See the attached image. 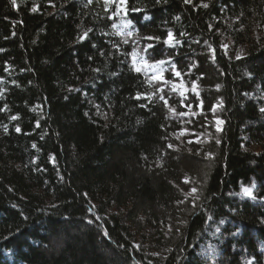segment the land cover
Listing matches in <instances>:
<instances>
[{
  "label": "trees",
  "instance_id": "obj_1",
  "mask_svg": "<svg viewBox=\"0 0 264 264\" xmlns=\"http://www.w3.org/2000/svg\"><path fill=\"white\" fill-rule=\"evenodd\" d=\"M118 2L0 0V264H264V0ZM167 51L223 121L190 152Z\"/></svg>",
  "mask_w": 264,
  "mask_h": 264
},
{
  "label": "rangeland",
  "instance_id": "obj_2",
  "mask_svg": "<svg viewBox=\"0 0 264 264\" xmlns=\"http://www.w3.org/2000/svg\"><path fill=\"white\" fill-rule=\"evenodd\" d=\"M255 30L256 33L264 31V26L256 27ZM256 33L255 35H258ZM143 42L148 43V41ZM155 43L156 41L151 42L149 45H156ZM227 44V42L224 43L223 46H226L224 48L229 47ZM146 46L142 45L140 47L144 50L143 47ZM148 48L154 49L153 47ZM167 53L169 51L164 52V56L166 57L159 61H148L143 66V71L148 76L150 90L155 96L154 98L161 102L168 112L171 121L174 124L178 123L175 129H169L167 132L170 139L169 145H172V147L167 145V148L172 151L182 149L183 151L190 152L193 145L195 147H203L213 142L214 135L211 130L218 132L217 127L221 128L222 125H217L216 123L217 118L219 119L218 105H214L215 108L213 107L209 115L210 118L205 115L199 96L200 84L193 78V68L190 66L189 69H186L179 66L173 58H169ZM243 54V46L238 47L236 55L242 56ZM160 61H164V63L160 64ZM173 65H175L174 69ZM176 72H179L180 75L177 76ZM165 101H167V104ZM186 105H190V107ZM180 113H187V115H180ZM200 117H202L201 121L197 122ZM189 141H192V143H189ZM200 150L203 149L200 148ZM196 153L198 154L199 151L197 150ZM204 153L206 154V151ZM184 181L187 183V180ZM189 193L193 192L190 191Z\"/></svg>",
  "mask_w": 264,
  "mask_h": 264
},
{
  "label": "snow or ice",
  "instance_id": "obj_3",
  "mask_svg": "<svg viewBox=\"0 0 264 264\" xmlns=\"http://www.w3.org/2000/svg\"><path fill=\"white\" fill-rule=\"evenodd\" d=\"M11 2L13 3V5H15V0H11ZM88 2L91 3V0H88ZM159 2H160V0H157V3H159ZM190 2H191V0H185V3H190ZM107 3H108V0H105V4H106V5H107ZM125 3H126V0H119V2H118L117 5H116V11L113 13V15H117V14L120 12V10H121V5H122V4H125ZM203 6H204V7H208L207 4H204ZM33 10L35 11V9H33ZM105 10H107V8H106ZM132 11H137V12H138V11H140V9H138V8H133ZM149 18H150V17H147V16L145 17V19H149ZM109 19H111V17H109ZM177 19H179V17H177ZM130 24H131V21L129 20V21L126 22L125 27H127V26L130 25ZM113 27H116V25H113ZM88 31H91V29H89ZM87 34H88V33L85 32L84 35L80 37V39H81V40L84 39V37L87 36ZM131 34H132L131 32L128 33V35H131ZM181 35H184V33H181ZM147 39H153V37H148ZM155 39H159V37H156ZM171 40H172V32H171V30H169V33H168V40H166L165 43H170ZM125 43H127V41H125ZM176 43H179V41L177 40ZM94 47H95V46H94ZM148 47H152V46L149 45ZM224 47H226V46H224ZM237 58H239V57H237ZM89 59H91V57H89ZM142 59H143V58H142ZM159 63H160V64H163L164 61H160ZM174 68H175V65H173V69H174ZM135 71L139 72V71H140V68H135ZM175 74H176L177 76L180 75L179 72H176ZM217 87H219V86H217ZM137 98H139V94L137 95ZM161 98L163 99V97H161ZM165 103L167 104V101H165ZM201 104H202V102H201ZM142 106H143V105H142ZM186 106H187V107H190V105H186ZM213 107L215 108V106H213ZM0 111H3V109H0ZM260 111H261L262 113H264V108H261ZM180 115H187V113H180ZM11 119L15 120V119H17V117L13 116V117H11ZM216 123H217V125H220V124L223 123V121H221V120H219V119L217 118ZM37 126H39V125L37 124ZM217 130L220 131L221 129H220L219 127H217ZM16 131H17V132H20L21 129H20L19 127H17V128H16ZM216 142L219 143L220 141L217 140ZM189 143H192V141H189ZM33 147H36V146L33 145ZM169 147H172V145H169ZM191 191H192V192H196V189L193 188V189H191ZM242 193H243L244 195H246V196L251 197V196H252V189H251V188H247V187H245V188L242 189ZM85 195H86V194H85ZM89 210L91 211V209H89ZM97 219H99V218H97ZM88 222H89V223H92L91 220H89ZM18 231H19V230H18ZM105 234L107 235V233H105ZM5 239H7V237H5Z\"/></svg>",
  "mask_w": 264,
  "mask_h": 264
},
{
  "label": "bare ground",
  "instance_id": "obj_4",
  "mask_svg": "<svg viewBox=\"0 0 264 264\" xmlns=\"http://www.w3.org/2000/svg\"><path fill=\"white\" fill-rule=\"evenodd\" d=\"M156 61H159V60H156Z\"/></svg>",
  "mask_w": 264,
  "mask_h": 264
}]
</instances>
